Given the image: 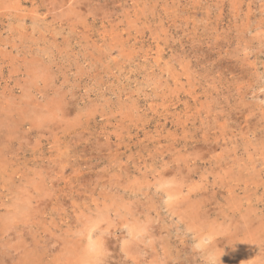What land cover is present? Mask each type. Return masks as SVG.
<instances>
[{
	"label": "rangeland",
	"instance_id": "obj_1",
	"mask_svg": "<svg viewBox=\"0 0 264 264\" xmlns=\"http://www.w3.org/2000/svg\"><path fill=\"white\" fill-rule=\"evenodd\" d=\"M0 264H264V0H0Z\"/></svg>",
	"mask_w": 264,
	"mask_h": 264
},
{
	"label": "bare ground",
	"instance_id": "obj_2",
	"mask_svg": "<svg viewBox=\"0 0 264 264\" xmlns=\"http://www.w3.org/2000/svg\"><path fill=\"white\" fill-rule=\"evenodd\" d=\"M24 109V108H23ZM207 211V210H206ZM195 221V220H194ZM240 224V223H239ZM209 230V229H208ZM232 232V231H231ZM219 246V245H218Z\"/></svg>",
	"mask_w": 264,
	"mask_h": 264
}]
</instances>
